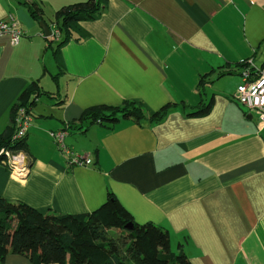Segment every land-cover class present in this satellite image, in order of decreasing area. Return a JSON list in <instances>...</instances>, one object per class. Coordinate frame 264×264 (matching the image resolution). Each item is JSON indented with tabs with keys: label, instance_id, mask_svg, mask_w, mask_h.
<instances>
[{
	"label": "crops",
	"instance_id": "obj_1",
	"mask_svg": "<svg viewBox=\"0 0 264 264\" xmlns=\"http://www.w3.org/2000/svg\"><path fill=\"white\" fill-rule=\"evenodd\" d=\"M30 1L50 27L61 7L85 0ZM10 16L23 35L15 45L0 37V132L28 83L51 95L32 110L28 174L0 164V197L69 214L95 210L111 192L137 223L168 230L171 249L181 244L192 264H264V127L235 97L243 62L264 64V0H107L80 23L86 36L60 48L57 83L58 63L22 0H0V20ZM210 98L207 115H188ZM124 100L176 104L152 125L120 118L69 129L64 144L91 162L70 164L49 131ZM4 264L32 263L10 253Z\"/></svg>",
	"mask_w": 264,
	"mask_h": 264
},
{
	"label": "trees",
	"instance_id": "obj_2",
	"mask_svg": "<svg viewBox=\"0 0 264 264\" xmlns=\"http://www.w3.org/2000/svg\"><path fill=\"white\" fill-rule=\"evenodd\" d=\"M22 1L35 21L45 23L37 3ZM106 3L107 0H85L63 6L54 13L59 38L57 41L45 39L58 63V72L51 75L56 83L63 73L60 48L74 36L76 40L83 39L86 34L80 23L95 20ZM217 70L218 75L225 73L221 67ZM206 83V74L201 75L198 89L202 91ZM50 95L41 89L38 80L28 83L11 108L10 123L0 132V150L27 151L26 135L20 140L12 139L18 111L23 109L33 118L32 110L38 99ZM175 104L167 103L158 110L136 100H124L118 106L93 105L84 109L77 122L71 121L64 130L83 131L84 122L114 125L120 118L152 125L161 122ZM212 104V98L207 102L202 100L188 115L205 116ZM3 159L0 155V164ZM129 223L132 227L126 228ZM10 253L22 255L32 264H192L181 244L176 251L171 249L168 230L151 222L137 223L111 192L95 210L69 214L42 213L24 202L0 197V264H4Z\"/></svg>",
	"mask_w": 264,
	"mask_h": 264
},
{
	"label": "built area",
	"instance_id": "obj_3",
	"mask_svg": "<svg viewBox=\"0 0 264 264\" xmlns=\"http://www.w3.org/2000/svg\"><path fill=\"white\" fill-rule=\"evenodd\" d=\"M22 35V28L13 17L10 16L0 20V37L7 36L10 43L15 45L19 43ZM58 35V31L54 30L48 38L55 40ZM244 63L241 69L242 84L237 87L235 97L238 102L254 110L253 112L258 120V127L261 129L264 127V68L251 69V61H244ZM31 120L32 118L26 115L23 109L18 111L15 119L16 129L12 136L13 140H20L26 135ZM67 134L68 131L64 129L49 131L50 138L58 146L59 150L71 156L70 164L89 165L91 162L86 156L74 155L66 147L64 139ZM0 155L5 157L12 175L18 174L19 177H24L28 174L27 160L21 154V151L12 152L7 149H1Z\"/></svg>",
	"mask_w": 264,
	"mask_h": 264
},
{
	"label": "rangeland",
	"instance_id": "obj_4",
	"mask_svg": "<svg viewBox=\"0 0 264 264\" xmlns=\"http://www.w3.org/2000/svg\"><path fill=\"white\" fill-rule=\"evenodd\" d=\"M49 28H50V35H51L52 31H54V30H57L58 33H59V30L56 29L54 25L50 26ZM42 33H43V32H42ZM48 37H49V36H48ZM58 38H59V35H58L57 39H55V40H53V41H57ZM48 55L50 56V51H49V50H48ZM244 64H245V63L243 62L242 67H243ZM250 65H251V66H250L251 69H255V68L263 69V68H264V64H263L262 66H257V67L254 66L252 63H251ZM248 66H249V65H248ZM242 67H240V77H241V69H242ZM241 79H242V78H241ZM60 83L63 84V83H64V80L61 79ZM241 84H242V82H241ZM241 84H240V85H241ZM52 87H53V86H52ZM52 87H51V89L54 90V89H55V84H54V87H53V88H52ZM207 89H208V88H207ZM207 91H209V90H207ZM41 100L43 101V100H45V98L42 96V99H41ZM244 106H245V105H244ZM245 107H246V106H245ZM246 109H247V111L249 112V115H251V116H252V114L255 115V113L253 112L254 110L250 109L249 107H246ZM255 116H256V115H255ZM256 118H257V117H256ZM257 124H258V120H257ZM24 153H25V152H22L21 154H22V155H25ZM20 156H21V155H20ZM5 163L7 164V161H6L5 157H4V159H3V161H2L1 164H2V165H5ZM7 166H8V164H7ZM8 168H9V166H8ZM9 170H10V169H9ZM10 174H11V172H10ZM11 175H12V174H11ZM13 177L21 178V177L18 176V174L13 175ZM22 178H23V177H22ZM22 178H21V179H22ZM172 250H175V249H172Z\"/></svg>",
	"mask_w": 264,
	"mask_h": 264
},
{
	"label": "water",
	"instance_id": "obj_5",
	"mask_svg": "<svg viewBox=\"0 0 264 264\" xmlns=\"http://www.w3.org/2000/svg\"><path fill=\"white\" fill-rule=\"evenodd\" d=\"M39 25H40V28H41L43 34H44V37L50 36V28H49V26L46 23L42 22V21L39 22ZM131 227H132L131 223L126 225V228H131Z\"/></svg>",
	"mask_w": 264,
	"mask_h": 264
},
{
	"label": "bare ground",
	"instance_id": "obj_6",
	"mask_svg": "<svg viewBox=\"0 0 264 264\" xmlns=\"http://www.w3.org/2000/svg\"><path fill=\"white\" fill-rule=\"evenodd\" d=\"M22 32H23V30H22Z\"/></svg>",
	"mask_w": 264,
	"mask_h": 264
}]
</instances>
